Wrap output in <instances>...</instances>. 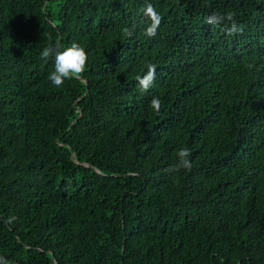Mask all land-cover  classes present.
I'll use <instances>...</instances> for the list:
<instances>
[{
	"label": "trees",
	"instance_id": "16d2710c",
	"mask_svg": "<svg viewBox=\"0 0 264 264\" xmlns=\"http://www.w3.org/2000/svg\"><path fill=\"white\" fill-rule=\"evenodd\" d=\"M228 11L242 33L206 22ZM72 42L86 71L54 87L40 54ZM0 257L264 264V0H0Z\"/></svg>",
	"mask_w": 264,
	"mask_h": 264
},
{
	"label": "clouds",
	"instance_id": "9594fccd",
	"mask_svg": "<svg viewBox=\"0 0 264 264\" xmlns=\"http://www.w3.org/2000/svg\"><path fill=\"white\" fill-rule=\"evenodd\" d=\"M142 15L146 17L150 23L144 30V35L149 38L155 37L162 23L163 17L157 12L152 3H147L142 9ZM236 13L228 11L226 13L212 12L206 17V22L210 25L223 26L228 35H235L243 32V26L239 25L236 20ZM135 31V23L131 27L123 29V35L131 38ZM41 60L48 62L54 59V70L49 73V80L54 87H61L65 80L81 79L86 71L88 63V53L85 48L77 42H72L70 46H62L59 43H52L43 48L40 54ZM156 79V65L148 64L147 71L143 76H137L136 80L140 86V91L147 92ZM161 100L159 97H153L150 101V107L159 114L161 110ZM180 163L176 170L185 168L190 170L192 164L189 159L190 150L181 148L178 152ZM15 217H9L6 223L11 224ZM0 260H3L0 257ZM7 264V262H5Z\"/></svg>",
	"mask_w": 264,
	"mask_h": 264
}]
</instances>
